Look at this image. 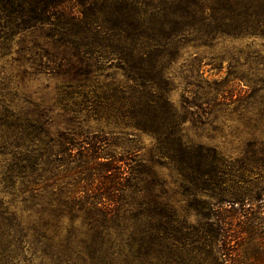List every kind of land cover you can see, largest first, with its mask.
Here are the masks:
<instances>
[{"label":"trees","instance_id":"trees-1","mask_svg":"<svg viewBox=\"0 0 264 264\" xmlns=\"http://www.w3.org/2000/svg\"><path fill=\"white\" fill-rule=\"evenodd\" d=\"M246 37L264 38V0H0V264H241L246 239L264 261V67L214 52ZM39 76L58 79L51 104L22 90ZM110 126L149 134L172 181L110 151Z\"/></svg>","mask_w":264,"mask_h":264},{"label":"rangeland","instance_id":"rangeland-1","mask_svg":"<svg viewBox=\"0 0 264 264\" xmlns=\"http://www.w3.org/2000/svg\"><path fill=\"white\" fill-rule=\"evenodd\" d=\"M247 46H250L251 49L257 53V58L260 60L261 64L260 67H264V38L262 37H246V38H240V39H226L221 45H219L214 52L221 53L226 49L230 48H236V49H243L246 50ZM198 52L200 56H204L203 62L201 65V72L202 76L209 79L214 78H222L225 75L226 71V65L227 62L224 61V68L217 72L215 68H212L211 65H209L207 57L208 53L207 50L204 52V50H194L189 48L188 50L183 51L182 58H185L188 56V54H192ZM117 78L122 80V76H120V73H118ZM58 79L53 77H45V76H39L36 78L27 79L23 84L21 85L22 90L25 93L31 94L35 98L42 97L44 99V102L46 104H51L54 100V97L56 95V86H57ZM180 94H181V88L178 87L170 92L169 97L172 100L173 104L175 106L180 105ZM260 99L264 102V91L262 93H259ZM263 128L264 129V120L262 121ZM88 125L91 127L92 130L99 129V127H103L104 123L102 122H94L93 120L88 121ZM240 127V132L237 133L240 137V139H245L249 137V134H246L244 130L242 129V126ZM110 128L114 129L116 134V144L115 146H109V150L113 151L115 153H121L124 154L127 151H135L136 159L144 162V164H151L153 165V169L158 177L161 179H166L167 181L171 182V172L170 170L165 167L161 166L158 163L155 162L156 156L151 151V148L153 146V139L152 137L144 132L131 129V128H113L110 126ZM108 129L105 128V131ZM232 130V129H231ZM185 133L188 137L192 138L196 142H201L206 145H214L216 146L221 153H223L225 156H231L235 157L239 153V142L238 138H234L232 140V137L228 134L227 138L223 139L220 135L215 134L212 135L211 129L206 126L205 129L202 131L193 129L189 124H187ZM257 135L259 133L257 132ZM172 189L174 190L177 188L172 183ZM176 199H180L183 201L184 198L180 196V194H176ZM263 202H264V194L262 195ZM255 218H257L254 222H259V227L261 228V231L264 232V206H261L259 211L254 215ZM190 219L193 221L194 217L190 216ZM263 234V233H262ZM261 234V235H262ZM252 254V248L250 245L249 239H246L243 243V248L241 251V264H251L254 261L251 259ZM255 264H264V261L258 262Z\"/></svg>","mask_w":264,"mask_h":264}]
</instances>
